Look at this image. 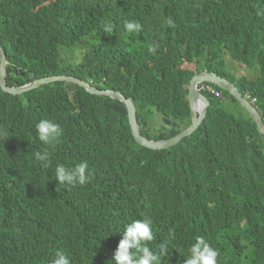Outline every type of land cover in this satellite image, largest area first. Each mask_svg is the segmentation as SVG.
<instances>
[{
	"label": "trees",
	"instance_id": "obj_1",
	"mask_svg": "<svg viewBox=\"0 0 264 264\" xmlns=\"http://www.w3.org/2000/svg\"><path fill=\"white\" fill-rule=\"evenodd\" d=\"M0 43L8 86L64 75L119 91L151 140L190 126L189 81L204 71L256 99L264 125V0H0ZM212 86L222 97L204 93L202 125L162 151L134 141L122 103L75 84L0 90V264H52L58 251L70 264H109L124 227L145 217L149 246H168L163 264H183L196 236L219 251L217 264H264V137ZM41 120L62 129L54 143L36 138ZM45 150L47 169L35 160ZM81 162L84 185L54 180L57 165Z\"/></svg>",
	"mask_w": 264,
	"mask_h": 264
},
{
	"label": "clouds",
	"instance_id": "obj_2",
	"mask_svg": "<svg viewBox=\"0 0 264 264\" xmlns=\"http://www.w3.org/2000/svg\"><path fill=\"white\" fill-rule=\"evenodd\" d=\"M167 24L172 26V21L169 19L167 21ZM124 29L128 33H139L142 30V25L137 21H125ZM104 31L111 32L112 31L111 26L105 25ZM0 46H1V43H0ZM148 51L150 53L154 52L155 46H150ZM3 52L6 57V64L4 67L5 85L9 88L25 87L29 85L31 82L25 85H22V86H13V87L8 86L6 84V67L8 65V60H7V56H6L4 49H3ZM64 65H68V64H64ZM58 76H64V75H58ZM63 83H66V82H63ZM70 84H73V83H70ZM87 84L93 85L91 83H87ZM93 86L96 87V85H93ZM202 86L210 87L214 92L218 94V96H216L213 93H210L209 91H200V87ZM0 90L2 93L8 94L2 91L1 88ZM99 90H104V89H99ZM30 91L32 90L18 94L16 96H13V95L11 96L16 98L17 96L23 95ZM198 91L203 96H205L204 93L207 92V93L213 94L215 97H222V93L220 94L216 90H214L212 84H209V83L199 84ZM245 97L248 99V101L253 106L256 107V99H250L247 96ZM253 100H255V102H253ZM164 120H168V119H164ZM170 125H171V122H170ZM61 134H62V129L56 123H52L47 120H41L39 123L36 124V138L38 139V141L42 142L43 144L54 143L55 141H57V139L60 137ZM0 135H6V133L0 132ZM35 160L40 163L41 167L47 169L50 165V154L46 150L43 152L37 151L35 153ZM87 169H88V165L86 162H81L75 168H72V169L66 168L64 165L60 164L55 167V172H54L55 179L54 180L62 186L75 187L76 185H84L88 180V176L86 175ZM154 240H155V235L153 231V222L150 218L145 217L143 219L133 220L130 224H127L124 227L122 239L119 241L114 251L112 260L109 261V264H163V259L168 254V246L166 243H160L156 245L155 248H151L149 246V243L153 242ZM219 255H220L219 251L216 248L210 246L205 241V238L203 236H196L194 238V243H191L187 249V258L183 259V264H217V258ZM52 264H70V260L65 254L58 251L55 254V258L52 260Z\"/></svg>",
	"mask_w": 264,
	"mask_h": 264
},
{
	"label": "water",
	"instance_id": "obj_3",
	"mask_svg": "<svg viewBox=\"0 0 264 264\" xmlns=\"http://www.w3.org/2000/svg\"><path fill=\"white\" fill-rule=\"evenodd\" d=\"M6 64V57L3 49L0 46V88L2 91L16 96L18 94L24 93L29 90L36 89L40 86L55 83V82H66L73 83L81 88H83L87 93L91 95L106 96L111 100H116L123 103L127 110L128 122L131 129V134L134 141L141 147H144L153 151H162L172 148L180 143V141L190 135H192L204 122L209 107V100L203 96L198 91V85L201 83L212 84L219 89L227 92L231 97H233L237 102L246 110L251 119L255 122L256 130L259 135L264 137V125L262 122V117L258 109L253 106L248 99L242 95L238 88L230 81L218 76L211 72H201L194 75L188 85V102L191 111V124L182 133L163 140H151L144 137L139 130L137 119H136V107L131 98H126L124 94L119 91H114L110 89L99 90L93 85L84 83L77 78L71 76H53L48 78H42L31 82L25 87H15L9 88L4 82V67ZM167 127L170 126V121L164 120Z\"/></svg>",
	"mask_w": 264,
	"mask_h": 264
},
{
	"label": "rangeland",
	"instance_id": "obj_4",
	"mask_svg": "<svg viewBox=\"0 0 264 264\" xmlns=\"http://www.w3.org/2000/svg\"><path fill=\"white\" fill-rule=\"evenodd\" d=\"M70 53H71V52H70ZM62 57H63V59L66 60V57H67L66 52L63 53ZM64 57H65V58H64ZM239 66H240L239 69L236 71L237 74H238V75L247 74V72L243 71L242 66H241V65H239ZM190 67L194 69L193 64H184V66H183V68H190ZM228 67H231V64L228 63ZM226 69L229 70L230 72H233V71H231L229 68H227V66H226ZM240 71H241V72H240ZM233 74H234L235 76H237L234 72H233ZM237 77H238V76H237ZM163 121H164V119H163Z\"/></svg>",
	"mask_w": 264,
	"mask_h": 264
},
{
	"label": "built area",
	"instance_id": "obj_5",
	"mask_svg": "<svg viewBox=\"0 0 264 264\" xmlns=\"http://www.w3.org/2000/svg\"><path fill=\"white\" fill-rule=\"evenodd\" d=\"M200 91H209L210 93L215 94L216 96H218V94L216 92H214L210 87L208 86H202L200 87ZM253 102H255V100H253Z\"/></svg>",
	"mask_w": 264,
	"mask_h": 264
}]
</instances>
